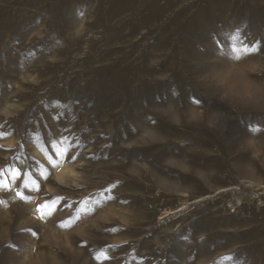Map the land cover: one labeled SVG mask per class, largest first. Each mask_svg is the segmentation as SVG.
<instances>
[{
    "label": "rangeland",
    "instance_id": "rangeland-1",
    "mask_svg": "<svg viewBox=\"0 0 264 264\" xmlns=\"http://www.w3.org/2000/svg\"><path fill=\"white\" fill-rule=\"evenodd\" d=\"M0 182V264H264V0H0Z\"/></svg>",
    "mask_w": 264,
    "mask_h": 264
},
{
    "label": "snow or ice",
    "instance_id": "snow-or-ice-1",
    "mask_svg": "<svg viewBox=\"0 0 264 264\" xmlns=\"http://www.w3.org/2000/svg\"><path fill=\"white\" fill-rule=\"evenodd\" d=\"M255 49L254 48H244L243 49V51H245V52H248V51H254ZM238 52L240 51V50H237ZM0 184H2V182H0Z\"/></svg>",
    "mask_w": 264,
    "mask_h": 264
}]
</instances>
